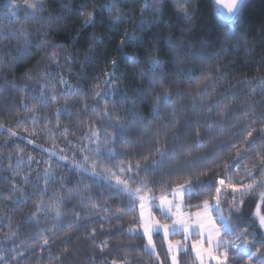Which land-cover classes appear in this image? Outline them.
Instances as JSON below:
<instances>
[{
  "label": "snow or ice",
  "instance_id": "obj_1",
  "mask_svg": "<svg viewBox=\"0 0 264 264\" xmlns=\"http://www.w3.org/2000/svg\"><path fill=\"white\" fill-rule=\"evenodd\" d=\"M219 3L230 8L232 0ZM112 6L107 3L103 8L110 11ZM93 11L102 15L95 8ZM26 14L34 16L35 12ZM43 77L37 88L26 86L23 95L13 97L9 105L0 98V135L8 137L3 146L15 145L16 153L13 164L12 153L0 152V171L5 173L0 179L13 181L0 191H7L14 203L38 198L35 210L24 215L14 228L12 216H7L9 231L0 239V251L5 252L0 262L8 260L11 264L8 254L17 252L13 259L23 264L37 247L41 253L45 248L51 252L50 243L58 232L78 227L82 219H88L92 228L88 238L103 254L90 257V264L98 260L100 264H132L133 259L136 264H144L138 258L140 253L148 257L147 264H184L185 256L191 257L192 264H264V75L241 80L234 91L230 82L222 93L213 92L211 96L213 84L195 93L190 87L186 93L190 99L179 108L172 106L171 115L179 112L184 118L177 122L171 136L164 138L162 147L161 134L172 126L170 121L143 130L139 139L130 138L132 125L120 119L119 84L111 83L110 68L102 69L91 84L85 85L73 83V78L62 72H45ZM257 89L262 90L259 101L253 98ZM229 95L234 99L245 96L248 102L239 106L228 103ZM158 101L153 109L156 116L160 105L169 106L171 96H160ZM189 112L195 114L194 123H182L189 119ZM29 124L33 125L31 129ZM8 125L36 137H25L27 145L46 155L38 160L25 152L14 140L19 133ZM226 129L228 143L221 138ZM213 130L219 136L211 135ZM209 136L216 141L212 150L192 158L191 152L204 148ZM40 138L51 141L52 147L38 144ZM58 139L73 151L71 157L66 154L69 149L60 148ZM177 145L187 150L189 157L180 168H171L164 174L161 166L175 157ZM224 148L226 155H216ZM146 149L149 153L154 150L156 159L145 155ZM5 159L7 169L3 168ZM25 163L36 164L37 168L43 165V171L20 177V166ZM65 170L74 173L72 187H68ZM193 171L196 180L191 179ZM7 172L12 173L11 177ZM57 184L64 190L62 193L53 187ZM25 186H30L31 191ZM16 192L20 195H14ZM77 205L82 207L83 217ZM4 207L7 209V205ZM41 216L51 228L40 226ZM125 217L129 219L126 227L122 223ZM98 222L99 232L105 236L99 241ZM25 229L31 243L21 251L15 241ZM116 233L127 239L110 246ZM176 236L181 238L173 239ZM9 241L14 245L11 248ZM65 242L70 240L65 238ZM61 252L67 253L68 249L62 247ZM48 259L64 264L62 256L49 255ZM35 264H44L43 255Z\"/></svg>",
  "mask_w": 264,
  "mask_h": 264
},
{
  "label": "clouds",
  "instance_id": "obj_2",
  "mask_svg": "<svg viewBox=\"0 0 264 264\" xmlns=\"http://www.w3.org/2000/svg\"><path fill=\"white\" fill-rule=\"evenodd\" d=\"M107 3L113 5L110 11L103 8ZM252 66L255 73L243 80L264 75V0H232L230 8L219 0H0V98L9 92L23 95L26 86L37 88L45 72H62L85 85L108 67L111 83L119 84L120 119L132 125L130 138L171 122L161 134V147L184 118L171 110L190 99V87L195 93L213 84L211 96L231 82L234 91L241 81L235 70ZM261 93L257 89L253 98L259 94L261 100ZM160 96H171V103L160 105L156 116ZM243 97L241 104L248 102ZM200 152L193 150L191 157ZM145 155L157 157L154 150ZM188 157L177 145L161 172L180 168ZM191 179H197L194 171ZM8 255L16 264L18 253ZM53 260L56 264L55 259L49 264Z\"/></svg>",
  "mask_w": 264,
  "mask_h": 264
},
{
  "label": "trees",
  "instance_id": "obj_3",
  "mask_svg": "<svg viewBox=\"0 0 264 264\" xmlns=\"http://www.w3.org/2000/svg\"><path fill=\"white\" fill-rule=\"evenodd\" d=\"M237 76L243 80L244 76L246 75H252L255 73L256 71V67L252 66L251 68L249 67H240L238 70H235ZM70 76V75H69ZM73 83H76L75 80H72ZM221 92L224 91V88L220 89ZM21 96V94L19 93H13V92H9L6 95L3 96V103L4 105H9L11 103H13V97H16L17 99ZM243 96H239L237 98H233L231 95H229L228 97V101L231 100L232 103H234L235 105L239 106L243 100ZM256 99L259 101L260 100V96L259 94L256 95ZM227 101V102H228ZM60 103H63V100L60 101ZM89 103H91V100H89ZM101 108H103V104L101 105ZM236 115L239 114V107H237V112L235 113ZM189 119L186 121H182V123L185 124H192L194 123V119H195V114L189 112L188 113ZM215 118V117H214ZM234 122V121H233ZM65 123H67V120H65ZM11 126L13 128V131H17L19 134L17 137L14 138L15 142L20 144L21 146H23L25 148V152H31L32 155H34L36 157V159H41L42 156H45L46 154L42 153L41 150L39 148H33L32 146L27 145V140L25 139V137H27L28 139H37L36 137L30 136L28 134V132L24 131L23 128L17 129L14 125H8ZM33 127L32 124L28 125V128L31 129ZM211 135H217L219 136V133L216 130H213ZM222 139L225 140L226 143H228L227 141V129L225 131V135L224 137H221ZM7 134L4 135H0V152L5 153V155H7L8 153H12L13 156V164H15V160H16V153L14 151V147L15 145H13L12 147H5L3 146V141L7 140ZM60 144V148H66L69 149L66 154L71 157L73 155V151L69 148L68 145H66L65 143H60L59 139L57 141ZM75 142V140H74ZM233 143H235L236 141H232ZM38 144H44L45 147H52L51 145V141H45V138H40L37 140ZM216 143V141H212L211 140V136H209L208 141L206 142V146L202 149H200V151L202 152H209L210 150H212L213 148V144ZM227 154V148H224L222 150V152H217L216 155H221ZM78 155V153H77ZM215 158V157H212ZM8 167V161L5 159L3 161V168L7 169ZM23 171L20 173V177H22L25 174H30L32 176L36 175L37 171L42 172L43 171V165H41L39 168H37L36 164H32L31 166H29L27 163L22 164L20 166ZM59 172V169L57 170ZM9 177H11L12 173L11 172H7L6 173ZM5 175L4 172L0 171V176ZM64 175L67 177V181H68V187H72V181L74 180V173L72 172H68L67 170H65ZM20 177H17L16 179L22 184V180L20 179ZM13 181L11 179L9 180H3L0 179V190L6 188L8 185H10ZM44 185V181L43 179H41L40 182V186L43 187ZM25 187H29V191H31L30 186H25ZM53 187H55L57 189V191L59 192H63V189H60L58 184L54 185ZM14 195L19 196L20 193L16 192ZM37 197H32L30 198L27 203L21 202V201H16L15 203L13 202V200L10 198L9 193L7 191H0V239H2L9 231L8 228V224L9 221L7 219L8 215L12 216V220H11V224L12 227L14 228L17 221H20L24 215L30 213L31 211L35 210L34 209V205L37 201ZM45 199H47V197H45ZM75 200V193H73L72 196V201L74 202ZM5 205H7V209H5ZM68 207H71V203H68L67 205ZM10 210V211H9ZM77 211L80 212L81 216H84V211L82 209V207L80 205H77L76 208ZM69 215H71V213H69ZM101 215H104V213H101ZM67 219V217L65 218ZM93 220H97L99 221L98 217H93ZM41 227H48L51 228L52 225L50 223H48L47 221L44 220L43 216H41ZM122 223L124 224V226L126 227L127 224L129 223V219L128 217H125L122 221ZM112 224L115 225L116 224V220L115 218L112 219ZM105 228L108 227L107 224L104 225ZM96 228H97V236L96 239L99 241L101 239H104L105 236L104 234H101L99 232V222L96 224ZM92 228L90 227V221L88 219H82L79 226L78 227H74L71 230L69 229H65L62 232H58L56 234L55 238H52V243H50V248H51V252H49L48 248H45L43 250V253H41V250L39 247L34 249V255L26 257V260L29 261V264H35V261L37 259H39L41 257V255H43L44 258V264H49V255L52 256H62L63 260H64V264H70V261H75V264H90V257H92L94 254L97 256H101L103 254H101L99 252V248H94L92 245V240L91 238H88V232H91ZM30 235V233L27 232V229H25L21 235L20 238L17 239L15 241L16 245L20 246V250L22 251L25 247L26 244L31 243V241L28 239V236ZM65 238H68V240H70V242H65ZM181 237L176 236L173 237V239H180ZM120 239H127V237L121 236L119 233L115 234V239H113L112 241H110V246L115 245L117 240ZM133 243H139V241H133ZM8 246L11 248L13 247V242L9 241L8 242ZM67 248L68 252L67 253H62L61 252V248ZM107 250H105V254H106ZM137 252H139V249H137ZM139 259H141L144 264H147L148 261V257L144 256L143 253H140ZM113 259V257H109V260ZM246 259V257H245ZM53 264H55V261L53 260ZM97 264H100V261H97ZM132 264H136V259H133ZM184 264H192V259L191 257L185 256L184 257Z\"/></svg>",
  "mask_w": 264,
  "mask_h": 264
}]
</instances>
